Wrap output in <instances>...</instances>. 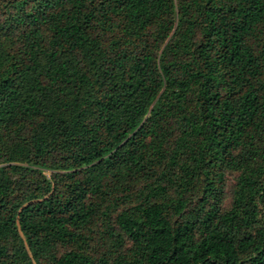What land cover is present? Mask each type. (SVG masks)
Returning <instances> with one entry per match:
<instances>
[{
    "label": "trees",
    "instance_id": "obj_1",
    "mask_svg": "<svg viewBox=\"0 0 264 264\" xmlns=\"http://www.w3.org/2000/svg\"><path fill=\"white\" fill-rule=\"evenodd\" d=\"M0 264H264V0H0Z\"/></svg>",
    "mask_w": 264,
    "mask_h": 264
}]
</instances>
